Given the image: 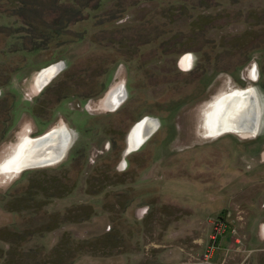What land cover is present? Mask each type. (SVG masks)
I'll return each instance as SVG.
<instances>
[{"label": "rangeland", "instance_id": "rangeland-1", "mask_svg": "<svg viewBox=\"0 0 264 264\" xmlns=\"http://www.w3.org/2000/svg\"><path fill=\"white\" fill-rule=\"evenodd\" d=\"M42 2H0V166L25 136L70 147L0 170V264H264V0H106L60 36ZM30 34L48 47L22 51ZM249 88L258 133L212 135L217 97ZM146 117L159 127L132 152Z\"/></svg>", "mask_w": 264, "mask_h": 264}, {"label": "bare ground", "instance_id": "bare-ground-1", "mask_svg": "<svg viewBox=\"0 0 264 264\" xmlns=\"http://www.w3.org/2000/svg\"><path fill=\"white\" fill-rule=\"evenodd\" d=\"M62 67L63 64L62 62H60L46 69L40 75L38 80L39 83L38 85H40V88H43L45 85L50 83L52 79H54L58 75ZM254 92L255 91L251 89V90H247V93L249 94H242V93L240 94L236 92L232 93L231 97L235 95L236 98H230L227 99L226 101L223 100L221 103H219V105L215 108V110L213 111L211 110L207 112L212 115L211 120L209 118L208 120L211 121L210 124L212 126L214 125L213 128H215V130L218 129L219 131L221 129L223 130L226 129V131H235V132H257L260 121V106L257 95ZM214 107L215 106L212 105V108ZM145 120H149V122L153 121V123L155 124V128L150 132V134H153L158 125L155 121L156 119L146 117L145 119H143V121L142 120L141 121L144 122ZM141 121L138 122V124L135 125L134 128L140 125V123H142ZM139 133L141 134V132ZM62 134L63 132H61V135ZM53 135L54 133L45 137L34 139L32 140L31 144H29V142H24V138H23L21 143L18 144L17 148L12 154L13 158L15 157L14 155H16V153L19 151V147L21 146L23 147L28 144L29 145L28 147L21 148L20 154L16 157L17 158L16 162L14 163L15 161L14 160L10 164L14 166V169H16V171H20L21 169H25V168H34V167H42L45 165H52L55 162H58L59 160L63 159L68 148L70 147V141L67 140L65 141L63 139L61 140L56 139V137L54 138ZM132 144L134 148V146L136 145V136L132 138ZM5 162L6 161H4L0 166V170L2 173L6 172L5 170H7V168H10L9 164Z\"/></svg>", "mask_w": 264, "mask_h": 264}, {"label": "trees", "instance_id": "trees-1", "mask_svg": "<svg viewBox=\"0 0 264 264\" xmlns=\"http://www.w3.org/2000/svg\"><path fill=\"white\" fill-rule=\"evenodd\" d=\"M2 1H5V0H0V2H2ZM104 1H106V0H47V2H42V3H38V4L35 3V4H33V7L36 8V6H41L42 7L41 8L42 13L47 11L50 14L57 15V17H55L51 23V26H53L55 29H52V28L49 29L48 28V30H49L48 34L60 36L61 34H63L60 31L61 29H63L64 32H66L67 29L69 30V28H68L69 26L77 25L79 23H82V22H85V21H88L89 19H91V17H89L90 14L92 12L99 10L102 7ZM124 1L125 0H119V7L124 6ZM23 5H24V8H26L29 4H27V3L25 4L23 2ZM116 10L110 11V13L112 14V18L114 20L117 18H120V17L116 18L117 14L121 15V13H123L122 10H120V9H116ZM54 12H56V13H54ZM29 13L31 16H37L39 11H36V9H35ZM109 14H107L104 17L107 18V16ZM1 16H3V15H1ZM102 23H104V21ZM3 32H6V30ZM8 34H9V37H12L14 39L17 38L15 35V32H12L11 30L9 31ZM31 35L33 38L32 39V41H33L32 48L29 50L23 48L21 50L22 51H31V50L43 51V50H45V48L47 46L46 42L44 41L45 36L44 37H33V34H30V36ZM67 35H70V34L67 33ZM50 36H48V37L46 36V38L49 39ZM9 37H8V39H9ZM83 39H84V35L79 34V35L71 36L70 41L79 42ZM6 83H8V82H6ZM2 87H3V85L2 86L0 85V88H2Z\"/></svg>", "mask_w": 264, "mask_h": 264}, {"label": "flooded vegetation", "instance_id": "flooded-vegetation-1", "mask_svg": "<svg viewBox=\"0 0 264 264\" xmlns=\"http://www.w3.org/2000/svg\"><path fill=\"white\" fill-rule=\"evenodd\" d=\"M191 63H192V55L191 54H188V55H186L185 56V58H184V60H183V65H184V67L185 68H188V67H190L191 66ZM251 76H252V78L254 79V80H256L257 79V76H258V74H257V68H255V70H253L252 71V73H251ZM39 84V83H38ZM39 87H40V85H38ZM254 90L253 88H249V89H246V90H237V91H234V92H232V93H242V94H249V93H247V90ZM124 91V92H123ZM255 91V90H254ZM231 93V94H232ZM255 93H256V91H255ZM126 89L124 88V87H120V88H118L117 90H115L114 92H112L111 93V95H110V97H109V100H108V107L110 108V109H115V108H118L121 104H122V102L125 100V98H126ZM227 93H225V95L223 94V95H221V96H219V97H217V102L214 104V108H212V111L213 110H215V108L219 105V103H221L223 100L224 101H226L227 99H230V98H236V96L235 95H233L232 97H231V94H228V95H226ZM256 95H257V93H256ZM118 96V97H117ZM227 96V97H226ZM257 98H258V96H257ZM113 100V101H112ZM258 101H259V98H258ZM259 106H260V121H259V126H260V122H261V114H262V108H261V105H260V103H259ZM211 113V112H210ZM208 115V116H207ZM211 114H209V113H207L206 114V119H207V121L205 122L206 123V126H207V128L209 129V131H211L210 133L212 134V135H214V136H219V135H221V134H223V133H225V132H230V131H226V129H221L220 131L218 130V129H216L215 130V128H213V126L210 124V120H211ZM208 118L210 119V120H208ZM154 119V118H153ZM157 120V119H156ZM208 121H209V123H208ZM213 124V123H212ZM259 126H258V129H257V132H251V133H253V134H257L258 133V131H259ZM141 127V128H140ZM157 127H158V125H157ZM139 128H140V130H139ZM146 128V129H145ZM155 128V124L153 123V121H150L149 122V120H145L144 122H142V123H140V125H138V126H136L134 129H133V131L131 132V134L129 135V147H128V150H130V151H135V150H137V149H139V147L146 141V139L148 138V136H149V134H150V132H151V130H153ZM211 128V129H210ZM157 129V128H156ZM156 129H155V131H156ZM216 131V132H215ZM139 132H141V134L139 133ZM232 132V131H231ZM233 132H235V131H233ZM149 133V134H148ZM216 133V134H215ZM219 133V134H218ZM133 134V135H132ZM146 134V135H145ZM218 134V135H217ZM63 135V134H62ZM136 136V145L134 146V148H133V144H132V138L133 137H135ZM140 136V137H139ZM145 138V139H144ZM27 139V140H26ZM30 139V140H29ZM59 139V138H58ZM32 140H34L31 136H25L24 137V142H29V144H31V142H32ZM28 144V145H29ZM58 144V143H57ZM28 145H26V146H23V147H28ZM132 145V146H131ZM139 145V146H138ZM138 146V147H137ZM22 146L21 147H19V153L17 152L16 153V155H14L15 157L13 158V155L8 159V160H6V162L5 163H8L9 164V166H10V168H7V170H5V168H4V170L6 171V172H3V173H7V172H9V173H11V172H13V173H16V174H19V173H21L24 169H21L20 171H16V169H14V166L13 165H11L10 163L11 162H13L14 160V163L16 162V157L20 154V151H21V148H23ZM12 159V160H11ZM13 163V164H14ZM12 168V169H11ZM26 169V168H25ZM10 170V171H9Z\"/></svg>", "mask_w": 264, "mask_h": 264}, {"label": "water", "instance_id": "water-1", "mask_svg": "<svg viewBox=\"0 0 264 264\" xmlns=\"http://www.w3.org/2000/svg\"><path fill=\"white\" fill-rule=\"evenodd\" d=\"M254 93H255V92H254ZM142 121H143V120H142ZM142 121H141V122H142ZM155 121H156V123L158 124V127H159V122H158V120H155ZM137 124H138V122H137L135 125H137ZM135 125H134V126H135ZM158 127H157V128H158ZM151 136H152V134H149V137H148V138H150ZM127 143H128V138H127ZM126 152L129 153L130 151H126Z\"/></svg>", "mask_w": 264, "mask_h": 264}, {"label": "crops", "instance_id": "crops-1", "mask_svg": "<svg viewBox=\"0 0 264 264\" xmlns=\"http://www.w3.org/2000/svg\"><path fill=\"white\" fill-rule=\"evenodd\" d=\"M3 88H1V90H2Z\"/></svg>", "mask_w": 264, "mask_h": 264}]
</instances>
